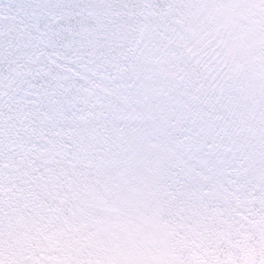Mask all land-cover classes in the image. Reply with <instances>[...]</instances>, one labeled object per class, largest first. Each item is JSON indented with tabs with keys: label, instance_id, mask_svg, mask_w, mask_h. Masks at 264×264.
<instances>
[{
	"label": "rangeland",
	"instance_id": "1",
	"mask_svg": "<svg viewBox=\"0 0 264 264\" xmlns=\"http://www.w3.org/2000/svg\"><path fill=\"white\" fill-rule=\"evenodd\" d=\"M133 1L135 42L44 13L30 61L0 10V264H264V0L241 48L230 0Z\"/></svg>",
	"mask_w": 264,
	"mask_h": 264
},
{
	"label": "trees",
	"instance_id": "2",
	"mask_svg": "<svg viewBox=\"0 0 264 264\" xmlns=\"http://www.w3.org/2000/svg\"><path fill=\"white\" fill-rule=\"evenodd\" d=\"M230 1L234 4L231 18H220L223 25L231 27L228 35L223 34L225 35L224 41L232 38L235 43H238L240 48L243 45L250 47L248 42L253 38H249V35L246 34L245 40V36H242L238 31L239 27H248L245 22L246 16L237 11V9L235 10L236 6L240 2H244V0ZM133 2H136V4L130 5L132 13L136 9L139 11V2L141 0ZM123 3V0H0V10L4 7L8 8L4 15L8 28L13 33H22L24 31L30 36L27 49V56L30 61V58L36 57L45 47L41 34L31 28V23L38 21V15L44 13L50 14L52 18H60L63 24L68 26L73 24V20H76L74 24L76 29L85 35L86 44L93 50L98 46H102L103 39L108 36H115L123 47L128 42H135V33L132 34L128 23L119 22L118 18H116L117 13H120L124 7ZM221 25L217 26L220 31L221 29L223 30ZM248 30L251 31L249 28ZM226 49V54L231 59L241 63L242 51L237 48L231 50L227 47ZM263 50L264 45L260 43V47L256 50L257 53L254 51L252 55H248L249 60L260 63L261 59L264 62ZM246 64L248 65L249 63L246 62ZM3 101V98L0 97V117L4 110ZM257 255L251 250H242L240 253L242 264H260V259L256 261L255 257Z\"/></svg>",
	"mask_w": 264,
	"mask_h": 264
}]
</instances>
